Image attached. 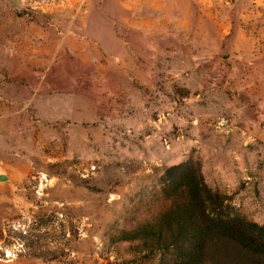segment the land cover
<instances>
[{
    "label": "rangeland",
    "instance_id": "obj_1",
    "mask_svg": "<svg viewBox=\"0 0 264 264\" xmlns=\"http://www.w3.org/2000/svg\"><path fill=\"white\" fill-rule=\"evenodd\" d=\"M209 2L165 37L133 27L155 0H0V264H165L110 235L158 222L175 164L264 224V0Z\"/></svg>",
    "mask_w": 264,
    "mask_h": 264
},
{
    "label": "trees",
    "instance_id": "obj_2",
    "mask_svg": "<svg viewBox=\"0 0 264 264\" xmlns=\"http://www.w3.org/2000/svg\"><path fill=\"white\" fill-rule=\"evenodd\" d=\"M165 177L171 204L158 222L111 234V243L139 240L165 264H264V224L222 212L229 197L207 185L198 165H172Z\"/></svg>",
    "mask_w": 264,
    "mask_h": 264
},
{
    "label": "crops",
    "instance_id": "obj_3",
    "mask_svg": "<svg viewBox=\"0 0 264 264\" xmlns=\"http://www.w3.org/2000/svg\"><path fill=\"white\" fill-rule=\"evenodd\" d=\"M200 7L201 9H209L211 7V3H208V0H155V4L149 5L147 7L148 10H146L145 14H143V19L140 22L139 26L134 25V29H139L141 33L144 35H158V36H168L169 33L173 32L174 30H177L181 28L182 24H186L190 20V15H197L196 8ZM200 14V13H199ZM201 15V14H200ZM155 19V23L162 24V26L156 25L155 27V33H153V28H148V26L144 25V22L148 20ZM200 20L203 19V16L201 15ZM213 21H215L212 25V30L215 32L212 33L211 30L209 32H204L206 27L203 28V36L194 38L195 44L200 45H210V44H217L218 39L221 40L222 37H224V33H222V30L219 28L220 19L213 18ZM147 31V32H146ZM163 31L165 34H161L160 32ZM217 34V35H216ZM236 133V132H234ZM250 140V139H249ZM241 153L236 154V158L229 157L227 158V165H226V171L229 172V175H238L243 176L246 172L245 165L242 162ZM239 161H238V159ZM223 161V160H220ZM237 163H240L236 165ZM222 165V164H221ZM2 176V175H1ZM4 176V175H3ZM10 184V183H8ZM227 186H229L228 182L225 183ZM234 186V185H233Z\"/></svg>",
    "mask_w": 264,
    "mask_h": 264
},
{
    "label": "water",
    "instance_id": "obj_4",
    "mask_svg": "<svg viewBox=\"0 0 264 264\" xmlns=\"http://www.w3.org/2000/svg\"><path fill=\"white\" fill-rule=\"evenodd\" d=\"M6 178H7V177H5V176H3V175L1 176V179H3V180H5Z\"/></svg>",
    "mask_w": 264,
    "mask_h": 264
}]
</instances>
